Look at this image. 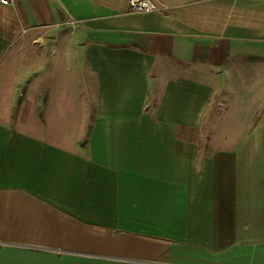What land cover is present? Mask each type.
<instances>
[{"label": "crops", "instance_id": "crops-1", "mask_svg": "<svg viewBox=\"0 0 264 264\" xmlns=\"http://www.w3.org/2000/svg\"><path fill=\"white\" fill-rule=\"evenodd\" d=\"M156 1L0 5V264H264V0Z\"/></svg>", "mask_w": 264, "mask_h": 264}, {"label": "rangeland", "instance_id": "rangeland-1", "mask_svg": "<svg viewBox=\"0 0 264 264\" xmlns=\"http://www.w3.org/2000/svg\"><path fill=\"white\" fill-rule=\"evenodd\" d=\"M59 29L60 31L58 32L48 28H41L27 32L24 37L25 39L20 45H18V49L22 50L23 53L29 50L33 52L32 65L34 70H37L40 73V69L42 67L49 68V79L55 75V68L57 66L62 65L67 67L72 64L70 60H66L65 58L61 59L60 56L62 51L63 53H67L68 51L70 52L73 47L72 41H65L68 35H72L73 28L69 27L64 29V27H60ZM214 109L217 110V112H221L220 115L217 116L223 118V114L227 113L228 106L217 104ZM205 125L204 143H207L210 139V137L209 139L206 138L208 130L214 128L215 126L224 125V123L223 121L216 123L206 122Z\"/></svg>", "mask_w": 264, "mask_h": 264}, {"label": "built area", "instance_id": "built-area-1", "mask_svg": "<svg viewBox=\"0 0 264 264\" xmlns=\"http://www.w3.org/2000/svg\"><path fill=\"white\" fill-rule=\"evenodd\" d=\"M18 0H0V5L7 9H14ZM131 12H156L167 16V11L156 0H129Z\"/></svg>", "mask_w": 264, "mask_h": 264}]
</instances>
